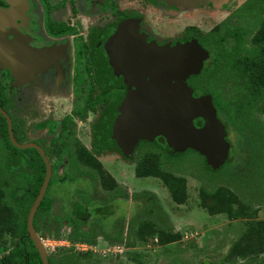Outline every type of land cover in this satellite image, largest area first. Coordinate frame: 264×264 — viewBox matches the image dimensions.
Returning <instances> with one entry per match:
<instances>
[{"label": "flooded vegetation", "instance_id": "flooded-vegetation-1", "mask_svg": "<svg viewBox=\"0 0 264 264\" xmlns=\"http://www.w3.org/2000/svg\"><path fill=\"white\" fill-rule=\"evenodd\" d=\"M23 2V8L15 7L18 17L8 16L0 21V190L6 189L7 181L10 183L11 189H14L16 193L17 210L21 209L22 198L28 194L27 192L35 191L38 186L37 197L46 174V166L38 148L41 149L50 164L51 177L42 198L43 200L46 197L47 203L36 219L35 215L41 200L34 215L33 228L42 243L47 264H131L128 259L120 257L121 252L118 250V243L122 242L124 234L111 225L112 219L110 223L106 221L114 217L115 210L110 212L113 215L104 213L105 207H113L112 204L117 198H111L109 203L97 205L94 200L90 201L91 189L84 188L82 185L85 183L68 185L66 182V176L70 172L77 171V177L90 176L72 163L74 158L72 142L77 139V136L74 135L73 138L72 134L76 127H79L88 115L95 114L99 106H110V113L104 117L110 122L95 132L97 141L94 150L102 152L114 139L118 145L116 131L122 116L120 108L128 94L140 89L130 76L131 65H120L117 61H111L107 50L109 37L118 30L121 23L132 20L136 22L137 32L144 36L149 44L174 47L197 40L208 53V58L200 73L190 75L188 78L204 74L207 70H205L206 64L210 63L208 65L209 80L214 85L220 82L217 80H220L221 76L230 79L237 75L235 71L219 70V68L223 69V66L219 65L222 57L225 58L222 56L223 53L231 56L232 59L247 56L243 54L246 36L243 28L226 27L221 35H215L214 30L217 26L252 25L219 22L211 24L210 26L213 27L204 33L201 26H208L210 23H198L197 14L189 13L187 16H193L191 18L193 20L182 27V17L189 18L185 16L184 11H180V8L188 5L168 6L157 0H127L126 4L121 0L103 2L100 0H23ZM200 4L203 3L193 6ZM246 5H250L247 11L244 10ZM12 8L8 0H0V9L7 11ZM254 9L251 0H244L236 10L247 14ZM147 17L148 20L144 21ZM239 34L240 41L234 37ZM226 41H229L228 50L223 47ZM12 61H15L16 67L21 71L25 69L21 73L20 81L15 79L7 63ZM190 87L195 98L210 95L214 106L216 102L212 93L200 92L199 85H190ZM119 95L124 96L119 98ZM244 98L247 99L245 96L242 100ZM28 105L31 106L33 114L31 129L33 135L30 138H26V130L19 123L22 111ZM2 112L9 117L14 141L19 145L32 144L38 148L14 146L10 139L8 120ZM197 120L199 119L194 121L196 127H198ZM225 129L228 136L227 126ZM46 136L50 138L49 146L45 143ZM144 143L154 145L159 152L168 153L170 157H184L189 151L197 154V151L191 148L183 152L174 151L160 136L151 140L138 139L137 148ZM28 150L34 154H27ZM39 159L44 165V176L40 185L38 184L41 168ZM59 160L62 161L58 165ZM108 160L112 162L110 158ZM133 169L135 174V167ZM55 175L63 180L54 181L50 186L52 177L55 180ZM110 176L114 181L116 180L113 175ZM138 178H148V176ZM115 184L119 185L116 181ZM54 186H57L55 190ZM63 186H68V189L64 190ZM92 187H94L93 184ZM119 187L123 189L122 185ZM57 190H64L65 194H57ZM71 190L73 194L70 193ZM143 191L141 193L156 196L149 190ZM130 195L132 196H129L130 201H133L134 194ZM119 200L128 203L129 198ZM29 210L19 221V229L14 232V237L20 241L25 240L28 247L25 244L14 246L3 258V264H12L10 260L17 248H23L25 256L33 257L35 260L39 258L40 264H43L38 250L28 235ZM43 218L56 222H73L77 228L72 232V236L82 240L80 246L72 247L70 243L65 246L64 242L63 246L49 252L38 229L40 219ZM131 220L132 218L127 220L128 226ZM23 221L26 226L25 233L22 231ZM95 221L101 226L103 232L92 230V223ZM98 232L102 233L97 235ZM99 238H105L114 243L107 249L98 251L97 246H87L85 242L91 239L97 241Z\"/></svg>", "mask_w": 264, "mask_h": 264}, {"label": "rangeland", "instance_id": "rangeland-1", "mask_svg": "<svg viewBox=\"0 0 264 264\" xmlns=\"http://www.w3.org/2000/svg\"><path fill=\"white\" fill-rule=\"evenodd\" d=\"M121 1L126 4L127 0ZM242 1L214 0L198 6L181 7L180 11H184L185 16L197 14L198 23H210L201 26L204 33L213 27L211 24L219 22L251 24L217 26L214 30L215 35H221L226 27L243 28L246 31L243 54L249 55L262 46L264 39V0H251L255 9L247 14L236 10ZM188 18L182 17V27L193 20V16ZM223 47L228 50L229 41ZM205 75L188 78L186 83L189 86L206 83L207 87L220 94L221 97L214 95L216 102L222 98L231 104L238 101L241 91L234 88L236 84L231 78L221 76L217 80L220 82L213 85L206 82ZM123 96L119 95V98ZM242 103H247L245 98ZM30 108V105L25 106L19 119L26 130V138L33 135ZM110 108L99 106L95 114L88 115L73 131L72 136H77V139L72 142V163L90 176L77 177V171H74L66 176V182L68 185L85 183L82 186L91 189L90 201L94 200L97 205L117 198L113 207H105L104 213L115 210L114 217L106 221L110 223L112 219L111 225L125 236L118 243L120 257L128 259L131 264H264V148L261 156L257 148L251 146L246 127L238 131L233 126H227V157L217 169L210 167L199 153L189 151L184 157H167L155 148L153 153L157 164L147 172L152 176L138 178L133 168L143 155H149L152 150L146 143L140 148L136 143L130 151L124 152L114 139L102 152L94 150L97 141L95 132L109 124L110 121L104 117L110 113ZM245 115L250 122L264 128V95L247 106ZM220 120L225 119L220 117ZM49 141L50 138L46 136L47 146ZM26 153L34 154L29 150ZM109 174L115 177L119 185ZM54 181L52 177L50 186ZM92 184L94 187L91 188ZM53 188L55 190L57 186ZM63 188L67 190L68 186ZM144 189L155 191L156 196H146V193H141ZM64 190L56 192L65 194ZM70 193L73 194V191ZM172 193L182 198L183 202L174 201ZM130 194H134L133 201H130ZM127 197L128 203L119 200ZM0 210V264H3V258L14 246L25 244L28 247L25 240H21V243L20 239L14 237V232L19 229V221L26 215L25 200L22 198V207L17 210L16 193L8 181L6 189L0 190ZM129 218L132 220L128 226ZM92 224V230L103 232L98 222ZM38 226L49 252L63 246L64 242L65 246L70 243L72 247L82 243V240L72 236L77 227L71 221L56 222L43 218ZM85 242L87 246H97L98 251L114 243L105 238Z\"/></svg>", "mask_w": 264, "mask_h": 264}, {"label": "water", "instance_id": "water-1", "mask_svg": "<svg viewBox=\"0 0 264 264\" xmlns=\"http://www.w3.org/2000/svg\"><path fill=\"white\" fill-rule=\"evenodd\" d=\"M10 10L0 9V21L6 17H18L15 7H24L23 0H8ZM105 1V0H100ZM168 6H193L214 0H157ZM21 3V6H20ZM107 50L111 61L120 65H131L130 76L138 91L128 94L120 108L122 116L117 140L128 152L138 139L163 137L168 146L178 152L191 148L205 157L207 164L217 169L226 161L229 147L226 141L225 125L217 117L210 95L193 97V90L186 83L190 75L202 70L208 53L197 40L178 44L174 47H159L146 42L136 30L135 21H124L108 39ZM16 80L20 81L25 69L16 67L15 61L7 62ZM28 78V77H27ZM9 123L11 142L18 148L36 147L19 145L12 136L9 117L2 112ZM202 119L203 125L196 127L194 121ZM45 179L38 196L27 215L28 235L38 250L42 263L47 264L42 243L33 228V219L44 196L51 177L50 164L44 156Z\"/></svg>", "mask_w": 264, "mask_h": 264}, {"label": "trees", "instance_id": "trees-1", "mask_svg": "<svg viewBox=\"0 0 264 264\" xmlns=\"http://www.w3.org/2000/svg\"><path fill=\"white\" fill-rule=\"evenodd\" d=\"M248 5V4H247ZM245 6V11L250 9L249 6ZM209 38V36H207ZM206 37V38H207ZM237 40H241L240 34L234 36ZM240 37V38H239ZM263 37H264V31H263ZM205 38V39H206ZM221 40V39H220ZM239 40V41H240ZM238 47H236L237 49ZM225 58L222 57V59L219 61V65L223 66L222 70H226L227 72L229 71H235L237 73L236 77H232L231 81H233L236 85L234 86L235 89H238L240 94L238 95V101L234 103H228V101H225L223 98L221 101H218L214 103V106L217 110V116L223 117L225 120L222 121L225 126H233V128L237 129L238 131L243 130L246 127V132L250 133L249 138L251 139L250 143L253 148H257L258 154L261 156L263 155V148H264V128L257 126L250 122L248 120L246 114L247 111V106L252 105L256 103L263 95H264V39L262 41V46L258 47L257 50L252 51L247 55L246 57H239L236 59H232L231 56L225 55L224 53L222 54ZM210 65V63L208 64ZM207 66V64H206ZM209 68L206 70L208 72V75H205V72L203 75L206 76V82L208 84L211 82L209 80ZM206 84V83H205ZM205 84H201L199 86V91L202 93H212L213 95H218L220 94L214 90L210 89L209 86L207 87ZM243 89V90H242ZM244 91V92H243ZM243 92V93H242ZM246 96V104L242 103V97ZM221 97V96H220ZM219 117V118H220ZM203 125V120L199 119L197 120V126L201 127ZM228 129V128H227ZM148 148L152 149L150 151V154L145 156L143 155L140 158V161L136 163L135 166V175L137 177H147V176H152L147 174L149 172V169L152 167V165H156L157 161L154 159V150L155 147L152 144L146 143ZM145 148V146H144ZM153 153V154H152ZM163 156L170 157L171 155L168 153H162ZM170 155V156H169ZM157 157V156H156ZM62 160H59L58 165L61 163ZM41 168H40V175H39V181L38 184L43 180L44 176V165L41 159H39ZM60 176L55 175V181H62ZM38 192V186L35 189V191L32 192H27L28 194L25 195L23 198L25 200V206H26V213L29 210V207L36 197ZM152 194H147L146 196H150ZM136 197V196H135ZM155 197V196H154ZM172 198L174 201L181 203L183 202V199L178 198L174 193H172ZM47 203V198L45 197L39 208L38 211L35 215V218L39 216L40 211L45 207ZM50 205V204H48ZM22 231L25 233L26 231V226H25V221H23V228ZM13 257L11 263L15 262H22L23 264H40L39 258L35 260L33 257H27L25 256L24 249L23 248H17L13 252ZM25 256V257H24ZM26 258V259H25Z\"/></svg>", "mask_w": 264, "mask_h": 264}, {"label": "crops", "instance_id": "crops-1", "mask_svg": "<svg viewBox=\"0 0 264 264\" xmlns=\"http://www.w3.org/2000/svg\"><path fill=\"white\" fill-rule=\"evenodd\" d=\"M151 192H155V191H151Z\"/></svg>", "mask_w": 264, "mask_h": 264}]
</instances>
